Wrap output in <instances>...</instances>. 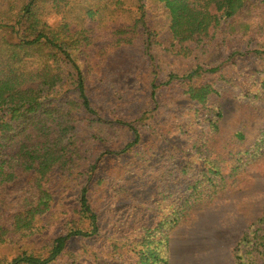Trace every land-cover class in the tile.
Segmentation results:
<instances>
[{
  "label": "trees",
  "instance_id": "trees-1",
  "mask_svg": "<svg viewBox=\"0 0 264 264\" xmlns=\"http://www.w3.org/2000/svg\"><path fill=\"white\" fill-rule=\"evenodd\" d=\"M133 1L132 26L110 29L121 46L130 42L126 40L130 32L138 35L141 27L143 51L153 67L156 32L147 21L143 0ZM248 1L157 0L167 21L171 52L185 57L196 50L208 52L221 27L230 28ZM46 3L51 6V0H0V249L18 247L11 259L0 257V264H51L64 255H69L68 264H80L85 255L67 249L72 240L89 244L97 264H167L168 233L188 223L198 207L208 206L223 182L208 151L221 118L212 99L217 90L196 82L204 72H218L222 64L207 70L196 65L186 74H170L163 84L179 85L196 104L192 114L202 124L201 132L197 140H188L186 150L171 142L168 134L153 136L149 147L150 138L122 121L117 123L128 128L131 140L117 152L105 150L100 144L107 142L100 136L104 126L99 125L85 76L72 57L74 51L85 54L91 41L79 39L78 31L71 40L67 25L64 31L69 35L61 39L42 19L50 9ZM97 14L89 9L87 18L93 21ZM254 54L264 56V51ZM257 85L264 94V72ZM151 88L154 99L158 85L152 83ZM83 129L99 133L86 137ZM185 153L194 159L184 160ZM129 154L135 155V165H143L130 175L158 177L159 201L168 203L170 212L149 225L129 221L131 229L118 237L117 228L108 231L111 222L102 223L95 204L122 198L126 208L134 207L137 200L127 187L133 164L123 168L114 164ZM68 189L76 193L72 217L63 234L46 238L43 231L56 220L63 208L57 201ZM156 205L159 209V202ZM231 255L234 264H264V212L247 226Z\"/></svg>",
  "mask_w": 264,
  "mask_h": 264
},
{
  "label": "rangeland",
  "instance_id": "rangeland-1",
  "mask_svg": "<svg viewBox=\"0 0 264 264\" xmlns=\"http://www.w3.org/2000/svg\"><path fill=\"white\" fill-rule=\"evenodd\" d=\"M143 2L147 21L156 32L153 67L143 51L145 35L141 27L137 29L138 35L130 32L126 38L130 42L121 46L110 29L122 24L132 26L136 16L133 0H51V6L46 3L49 12L42 13V19L61 39L69 35L64 31L67 25L71 40L76 39L75 31H78L79 39L86 37L91 41L85 54L84 50L74 51L72 57L85 76L99 125L104 126L100 136L107 142L100 144L105 150L117 152L132 138L128 128L119 125V121L136 128L143 138H150L149 147L153 144V136L168 134L171 142L186 150L188 140H197L201 132L202 124L192 114L196 104L182 94L179 85L163 84L170 74H186L196 65L207 70L222 64L218 72H204L196 82L210 84L217 90L212 99L221 118L218 130L209 140L208 151L209 161L216 164L223 182L218 183L214 200L194 210L193 219L191 217L179 227L206 232L209 245L216 242L211 251L219 254V264H234L231 255L234 245L247 226L264 212V94L259 92L257 85L264 72V56L254 54L257 50L264 51V3L259 0L246 2L231 27L226 30L222 26L214 36L208 52L196 50L192 56L185 57L170 50L161 4L157 0ZM89 9L98 10L93 21L87 18ZM233 52L237 55L230 57ZM152 83L158 85L154 99L151 97ZM82 132L86 137L99 133L89 129ZM187 154L184 160L194 159L192 155L186 157ZM196 160L201 165L200 159ZM135 161V155L129 154L123 161L114 163L122 164L121 168L124 164H133L134 168L129 169L127 175V187L132 198L137 200L134 207L126 208V200L122 198L114 202L108 198L95 204L102 223L111 222L107 225L108 231L117 228L118 237L131 229L129 221L135 225H149L170 212L168 203L159 201L158 177L149 173L144 177L130 175L143 167L135 165ZM64 192L57 201V206L63 208L43 231L46 238L63 234L66 220L72 217L71 203L76 193L70 189ZM67 249H79L85 255L80 264H97L89 244L72 240ZM17 251L18 247H2L0 257L9 260ZM68 258L69 255H64L51 264H68Z\"/></svg>",
  "mask_w": 264,
  "mask_h": 264
},
{
  "label": "crops",
  "instance_id": "crops-1",
  "mask_svg": "<svg viewBox=\"0 0 264 264\" xmlns=\"http://www.w3.org/2000/svg\"><path fill=\"white\" fill-rule=\"evenodd\" d=\"M180 228L177 226L168 233L167 264H219V254L211 251L216 242L210 246L206 232Z\"/></svg>",
  "mask_w": 264,
  "mask_h": 264
}]
</instances>
